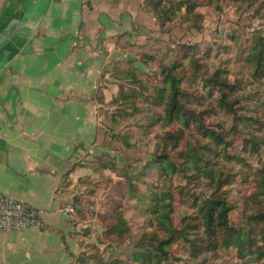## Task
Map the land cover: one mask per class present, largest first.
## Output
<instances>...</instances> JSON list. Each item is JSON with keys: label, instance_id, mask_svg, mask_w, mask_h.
Listing matches in <instances>:
<instances>
[{"label": "crops", "instance_id": "crops-1", "mask_svg": "<svg viewBox=\"0 0 264 264\" xmlns=\"http://www.w3.org/2000/svg\"><path fill=\"white\" fill-rule=\"evenodd\" d=\"M142 1L0 0V193L44 219L0 232V264H94L63 208L97 156L99 103Z\"/></svg>", "mask_w": 264, "mask_h": 264}, {"label": "rangeland", "instance_id": "rangeland-1", "mask_svg": "<svg viewBox=\"0 0 264 264\" xmlns=\"http://www.w3.org/2000/svg\"><path fill=\"white\" fill-rule=\"evenodd\" d=\"M260 3L261 1L252 3L247 0H224L220 15L208 7H202L199 9L203 15L202 26L189 30L176 20L161 23L158 15L147 11L142 1L137 10L139 17L136 18V25L125 35V61L112 62V66L126 70L128 61L136 60L134 65L140 70L142 81L150 87L148 95H153L152 89L162 81L159 73L161 64L184 62L193 55L199 58L203 65L200 76L206 79L204 84L191 77L189 82H184V87L193 94L204 97V106L199 110L210 106L216 108V116L209 119L208 123L219 124L228 130L237 125L239 132L230 152L242 158L243 162L234 161L230 167L235 174L245 169L249 175L248 181L244 182L238 173L235 183L228 187L230 202L238 205V210L232 214L234 226H243V197L255 191L254 172L260 162L264 161V146L262 154L258 156L244 151L245 141L251 136L264 139V129L257 131L254 123L248 121V118L257 115L264 118V79L255 78L254 65L246 62L248 48L257 41L256 37H264V18H261L263 11L259 9ZM190 47L196 48L195 54ZM218 70L222 73L221 79L243 85V90L239 92L241 104L237 107L242 119L238 122L220 110L208 93V80ZM116 86L118 87L117 84ZM111 94L107 103H99L98 121L102 127L96 138L97 156L92 157V167H85L83 173L88 175L82 176L78 181L77 192L70 205L77 213L73 218L80 225L78 240L86 256L93 259L96 256L107 264H130L129 257L134 242L150 229L152 216L147 209L152 202L146 198L159 191L157 186L166 189L170 185L174 197L173 219L176 226L181 224L184 217L192 214V210L190 202L180 194L179 186L185 184L183 180L175 177L169 184L162 179L159 169L150 165L158 152L159 138L164 133L161 124L156 123L162 109L147 105L142 98H135L127 104H115L113 101L120 97L119 88L117 91L115 88V92ZM113 110H118V117L113 116L112 119L108 113ZM175 128L173 126L169 129ZM190 135L191 131L186 132L187 139ZM181 149L173 156L178 155ZM194 186L191 184L189 188ZM193 191L207 193L202 187H195ZM118 209L129 222L132 240L117 244L111 242L105 232L109 217ZM173 250L181 258L180 262L173 264H192L183 247H173ZM236 255L235 249L220 251L216 255L209 254L205 264H255L239 262Z\"/></svg>", "mask_w": 264, "mask_h": 264}, {"label": "trees", "instance_id": "trees-1", "mask_svg": "<svg viewBox=\"0 0 264 264\" xmlns=\"http://www.w3.org/2000/svg\"><path fill=\"white\" fill-rule=\"evenodd\" d=\"M254 1H261L259 9L263 11L261 18H264V0H247L252 3ZM223 2L224 0H144V6L147 11L156 13L161 23L176 20L191 30L202 26L203 15L199 12L200 8L208 7L220 15L223 12ZM256 38L257 41L248 48L246 62L254 65L255 78L262 80L264 37ZM190 49L196 53L195 47ZM136 62L129 60L126 70L113 66L111 76L120 93V97L113 102L122 105L135 98H142L147 105L162 109L156 123L161 124L164 133L159 138L158 152L150 165L156 166L162 179L169 184L175 177L183 180L185 184L179 186L180 194L190 202L192 214L184 217L181 224L176 226L173 219L174 197L170 185L166 189L157 186L159 191L146 198L152 202L147 209L152 216L150 229L134 242L129 263L180 262L181 258L176 256L173 247L181 246L192 264H205L209 254L216 255L229 249L237 251L239 262L264 264V161L260 162L254 172L255 191L243 197V226H234L232 214L238 210V205L230 202L228 187L235 183L238 173L244 182L248 181L249 175L245 169L235 174L230 167L234 161L243 162L242 158L230 152L239 132L237 125L228 130L219 124L208 123L209 119L216 116V108L210 106L199 110L204 106V97L195 95L184 87V82L191 77L204 84L206 79L200 76L203 65L199 58L193 55L184 62L161 64L159 73L162 81L152 89L153 95H148L150 87L142 81L140 70L134 65ZM221 75L218 70L208 80V93L220 110L238 122L242 119L237 107L241 104L239 92L243 90V85L223 80ZM112 113H108L109 118L118 117V110H113ZM248 121L254 123L257 127L255 130L264 129V118L260 116L248 118ZM112 123L115 124L114 120ZM173 126L176 127L174 130L169 129ZM188 131H191L189 139L186 138ZM262 146L264 139L254 135L245 141L244 151L258 156L262 154ZM179 149V154L173 156ZM191 184L195 186L189 188ZM195 187H202L207 193L194 192ZM105 234L111 242L117 244L132 240L129 222L120 209L109 217ZM82 259L85 263L86 253ZM91 259L94 264H107L96 256Z\"/></svg>", "mask_w": 264, "mask_h": 264}, {"label": "built area", "instance_id": "built-area-1", "mask_svg": "<svg viewBox=\"0 0 264 264\" xmlns=\"http://www.w3.org/2000/svg\"><path fill=\"white\" fill-rule=\"evenodd\" d=\"M63 213L75 217L76 210L66 205ZM44 227L43 212L38 208L0 193V232L21 233Z\"/></svg>", "mask_w": 264, "mask_h": 264}]
</instances>
